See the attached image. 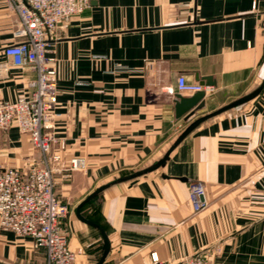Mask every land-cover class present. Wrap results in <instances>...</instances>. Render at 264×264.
<instances>
[{"label": "crops", "instance_id": "0c3cea01", "mask_svg": "<svg viewBox=\"0 0 264 264\" xmlns=\"http://www.w3.org/2000/svg\"><path fill=\"white\" fill-rule=\"evenodd\" d=\"M16 17L0 0V99L29 94L33 72L13 66ZM47 56L55 61L58 142L55 191L67 204L64 229L75 264H264V87L251 101L198 124L159 168L194 120L256 90L264 79V0H91L57 27ZM115 66L124 67L116 71ZM213 86L205 105L175 118L176 81ZM78 158L82 170L69 171ZM40 152L12 126L0 130V170H27ZM204 185L207 207L194 213L189 184ZM156 258V262L153 261ZM0 264H45L29 237L0 229Z\"/></svg>", "mask_w": 264, "mask_h": 264}, {"label": "built area", "instance_id": "2783aa9c", "mask_svg": "<svg viewBox=\"0 0 264 264\" xmlns=\"http://www.w3.org/2000/svg\"><path fill=\"white\" fill-rule=\"evenodd\" d=\"M8 11L16 17L13 32L15 43L4 49L7 60L17 68L33 72L35 78L27 86L29 94L15 101L0 99V130L15 126L26 134L32 146L40 152L38 165L27 170H0V229L17 236L29 237L36 249H43L45 264H75L76 254L68 244L64 229L69 208L55 191L52 164L60 157L52 149H64L53 132L59 115L55 61L47 56L48 41L57 27L66 24L90 6L91 0H3ZM8 63L0 65L7 70ZM124 67L115 66L116 71ZM177 93L194 94L208 89L187 83L183 76L176 81ZM84 163L74 158L69 171L82 170ZM189 200L194 213L207 207L205 188L201 182L189 184ZM156 262V258H153ZM178 264H213L210 258H187Z\"/></svg>", "mask_w": 264, "mask_h": 264}, {"label": "water", "instance_id": "95a60500", "mask_svg": "<svg viewBox=\"0 0 264 264\" xmlns=\"http://www.w3.org/2000/svg\"><path fill=\"white\" fill-rule=\"evenodd\" d=\"M206 82V86H213L214 84L210 82L209 78H205L204 80H202L200 83L201 85H204V83ZM264 87V79L262 81V83L260 84V86L254 90L253 92L243 96L242 98H239L238 100H235L234 102H231L230 104L223 106L213 112H210L208 114H205L203 116H201L200 118H197L196 120H194L193 122H191L182 132L181 134L178 136V138L175 140V142L173 143V145L170 147V149L166 152V154L164 155V157L157 162V164H155L154 166L147 168L145 170L136 172L134 174H130L128 176L122 177L118 180H116L115 182H113V184L118 183V182H123V181H127V180H132L134 178L143 176L157 168H159L160 166H162L165 161L168 158V155L171 153V151L201 122L215 117L225 111H228L230 109H233L235 107H238L240 105H243L249 101H251L252 99H254L263 89ZM204 96L205 93L203 91L197 92L192 94V96L190 97H183L180 94L175 96V100H174V113H175V118L176 119H180L186 115H189L191 113H193L194 111H198L200 109H202L205 105V101H204ZM109 185H105L102 186L100 188H98L94 193H92L89 197H87L77 208L76 212H77V218L79 220H81L82 222L94 226L96 228H98L101 232L102 235V240H103V246H102V257L99 260V262L97 264H101L104 259L107 257L108 253H109V249H110V244L109 241L105 235V233L102 231L101 228H99L96 224H94L93 222L86 220L84 217H82L79 214V210L87 203L89 202L94 196H96L98 193L102 192L104 189H106ZM199 256V254L193 256L192 258H197Z\"/></svg>", "mask_w": 264, "mask_h": 264}]
</instances>
